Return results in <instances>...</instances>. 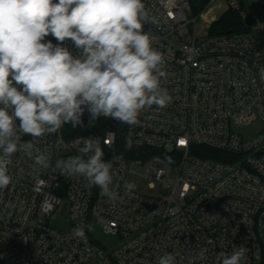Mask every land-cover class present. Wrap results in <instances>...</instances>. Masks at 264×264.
<instances>
[{"label":"built area","instance_id":"obj_1","mask_svg":"<svg viewBox=\"0 0 264 264\" xmlns=\"http://www.w3.org/2000/svg\"><path fill=\"white\" fill-rule=\"evenodd\" d=\"M192 1L143 0L154 20L144 31L163 57L166 107H146L133 126L101 117L88 132L66 124L55 134L22 136L21 142L32 141L33 156L14 153L12 182L0 189V264H156L168 252L177 264H215L218 253L242 246L244 264H264V52L254 33L264 34V19L252 27L238 0H206L194 15ZM253 1L264 12V0ZM215 3L236 10L247 30L212 34L224 11L199 28V17ZM64 45L75 53L71 41ZM82 120L89 121L87 112ZM257 121L261 128L252 137L238 130ZM92 137L112 162L116 202L55 168ZM199 146L218 158L201 156ZM37 154L49 167L34 166ZM126 183L135 185L130 193ZM64 204L68 225L61 228L52 218ZM94 220L120 237L117 247L105 249L87 227L85 239L72 235ZM200 249L207 250L202 262Z\"/></svg>","mask_w":264,"mask_h":264},{"label":"clouds","instance_id":"obj_2","mask_svg":"<svg viewBox=\"0 0 264 264\" xmlns=\"http://www.w3.org/2000/svg\"><path fill=\"white\" fill-rule=\"evenodd\" d=\"M153 22L143 0H0V189L12 182L13 154L33 156L34 145L21 142L23 135L40 138L66 124L84 128L85 112L89 127L101 117L133 126L146 107L171 102L161 86L163 57L144 31ZM49 35L55 45L45 41ZM79 153L57 160L56 170L83 177L116 202L112 162L103 159L99 139H85ZM34 166L49 167L48 158L35 155ZM134 187L126 183L125 192ZM85 227L92 230L78 225L72 235L85 239ZM206 251L200 249L196 260H206ZM246 255L243 246L220 252L215 264H244ZM156 264H177V257L168 252Z\"/></svg>","mask_w":264,"mask_h":264},{"label":"rangeland","instance_id":"obj_3","mask_svg":"<svg viewBox=\"0 0 264 264\" xmlns=\"http://www.w3.org/2000/svg\"><path fill=\"white\" fill-rule=\"evenodd\" d=\"M194 1L195 0H193L192 2ZM238 2L241 5L242 9L246 12L249 18L248 22L252 27L258 26L263 21L264 12L259 9L258 5L253 0H238ZM221 7L220 4L218 3H215L214 5L209 7L203 13L202 17H199L198 27L201 28L202 30L206 29L208 27L207 23L215 19L216 16L222 14L223 11L226 12L225 11L227 10L226 4H223ZM254 33L261 50L264 52V34L258 30H254ZM260 128H261V124L259 121H257L251 124L250 126L240 127L238 130L241 133H243L246 137H252L257 133L258 129ZM67 215H68V204H64L62 208L55 213V215L52 218V221L56 226L65 228L68 225ZM91 226H92V230L90 232L92 237L105 249L112 250L120 244L121 242L120 237L105 233L102 230V228L96 223L95 220L92 222Z\"/></svg>","mask_w":264,"mask_h":264},{"label":"trees","instance_id":"obj_4","mask_svg":"<svg viewBox=\"0 0 264 264\" xmlns=\"http://www.w3.org/2000/svg\"><path fill=\"white\" fill-rule=\"evenodd\" d=\"M207 6L206 0H195L192 2V13L199 15ZM248 22H245L236 10H228L223 13L220 18L211 24L210 32L212 34L228 33L232 31H245L247 30ZM85 127H76L75 133L88 132L94 129V126H88V121L83 120ZM198 151L201 156L218 158L214 149L206 146H199Z\"/></svg>","mask_w":264,"mask_h":264}]
</instances>
